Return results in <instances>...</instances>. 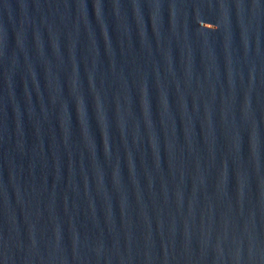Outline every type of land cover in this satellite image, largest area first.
<instances>
[{"label": "water", "instance_id": "1", "mask_svg": "<svg viewBox=\"0 0 264 264\" xmlns=\"http://www.w3.org/2000/svg\"><path fill=\"white\" fill-rule=\"evenodd\" d=\"M0 264H264V0H0Z\"/></svg>", "mask_w": 264, "mask_h": 264}]
</instances>
